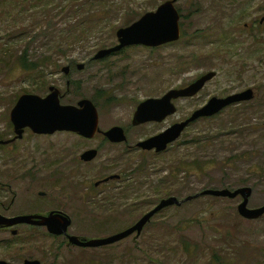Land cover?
I'll list each match as a JSON object with an SVG mask.
<instances>
[{
    "label": "rangeland",
    "instance_id": "1",
    "mask_svg": "<svg viewBox=\"0 0 264 264\" xmlns=\"http://www.w3.org/2000/svg\"><path fill=\"white\" fill-rule=\"evenodd\" d=\"M167 1L172 0H89L92 6L84 8L85 13L105 6L108 15L96 22L99 26L90 25L92 33L85 42L74 44L70 31L76 15L70 10L62 13L69 0L55 2L53 26H48L42 13L47 0H29L24 5L19 0H0V141L9 143L15 138L10 113L18 99L24 95L44 98L50 87L60 91L63 106L91 101L98 112V129L106 132L120 127L128 139L126 146L121 143V156L102 153L90 169L81 165L79 157L85 149L95 148L101 137L87 142L66 132L35 135L26 129L19 141L0 146L1 217L50 208L72 217L70 235L107 238L147 213L127 205L142 196L145 180L156 188L153 199L157 202L167 197L180 201L206 190L248 187L252 191L248 208L264 205V0H175L178 41L155 49L128 47L104 60H92L100 50L117 45L119 29ZM21 52H26L29 64L41 63V67L20 69L16 57ZM78 65L84 68L78 71ZM65 67H70L67 77L62 72ZM209 72L216 76L199 94L174 101V115L161 123L131 125L140 103L182 89ZM246 90L253 91L251 101L192 123L166 153L137 152V143L185 121L210 99ZM119 165L121 169L113 170ZM70 169L69 185L74 188L56 191L57 176ZM117 170L131 175L129 186L121 188V217L103 219V211L93 204L86 188L103 173ZM40 192L51 201L40 198ZM103 197H95L94 202H102ZM241 202L240 197H199L161 211L139 237L98 249L73 247L65 239L32 234L27 225H20L0 231V261L264 264V217L243 219L237 213Z\"/></svg>",
    "mask_w": 264,
    "mask_h": 264
},
{
    "label": "water",
    "instance_id": "2",
    "mask_svg": "<svg viewBox=\"0 0 264 264\" xmlns=\"http://www.w3.org/2000/svg\"><path fill=\"white\" fill-rule=\"evenodd\" d=\"M175 4V0L167 1L160 5L155 12L146 13L129 27L119 29L116 32L117 45L100 50L92 60H104L128 47L142 46L148 49H155L178 41L180 37V18ZM76 68L81 71L84 66L78 65ZM62 72L67 77L70 73V68L65 67ZM215 76L214 72L206 73L185 88L170 90L161 98L147 99L140 103L133 114L131 125L137 127L147 123L163 122L166 118L176 113L174 101L195 97ZM253 97V91L246 90L225 98H212L204 106L194 111L185 121L174 124L161 134L138 143L137 147L144 151L155 150L157 153H162L168 146L176 142L192 123L200 119L212 118L231 106L251 101ZM60 99V91L54 87L48 89V95L44 98L35 95L20 97L10 113V122L15 134L14 140L21 139L26 129H29L35 135H53L57 132H67L87 140L92 139L99 132L98 112L94 104L89 100H81L77 103V106H63L60 104ZM105 137L116 144L126 141L124 131L120 127L109 129L105 133ZM0 144L6 143L2 142ZM95 157L96 151H87L80 156V161L88 163L93 161ZM251 193V189L245 187L234 191L206 190L180 201L174 197L163 199L152 211L143 215L131 227L102 239L81 240L75 236H69L67 230L71 222L66 216H60L61 220H55L52 215L48 218L38 216L6 218L0 216V227L13 228L18 225L45 227L47 232L53 236L66 237L70 246L82 249H98L115 245L133 235L140 236L145 226L161 211L169 207H180L191 200L203 196L230 200L240 197L242 202L237 207L238 215L245 220L259 219L264 216V205L257 209H249L248 201ZM0 264L10 263L0 261ZM22 264L41 263L36 260H26Z\"/></svg>",
    "mask_w": 264,
    "mask_h": 264
},
{
    "label": "flooded vegetation",
    "instance_id": "3",
    "mask_svg": "<svg viewBox=\"0 0 264 264\" xmlns=\"http://www.w3.org/2000/svg\"><path fill=\"white\" fill-rule=\"evenodd\" d=\"M263 22H264V20H261V24ZM106 132H101L99 130V132H97L95 134V136L92 139H90V140L81 138L80 136H78L76 134L67 133L66 132L67 134H73L74 136L79 137L82 140L87 141V142L93 141L95 139V137H101V140H100L99 144L97 146H95V148H88V149H85L82 152V154H83V153H85L87 151H91V150L96 151V157H95V159L93 161L88 162V163L80 161L81 165L83 167H90V169H94L92 164L99 157V155H101L102 153H106V154L108 153L107 154L108 157L112 153L121 156V144H116V143L110 142L105 137V133ZM19 140L20 139H18V140H14L13 139L12 141H9V143L7 142L6 144H0V146H2V145L6 146L8 144H12L15 141H19ZM127 142H128V139H127V136H126V141L122 143L123 146H126ZM0 143H2V142L0 141ZM137 144H136V148H138ZM128 148H131V147H128ZM71 150L69 151L71 155L69 157H66L67 159H70L72 154H73V152L76 151V149H74L73 151H71ZM166 151L167 150H165L162 153H157L155 150L144 151V150H142L140 148H138V150H137V152H140L143 155L144 154H150L152 156H157L159 154L166 153ZM79 160H80V157H79ZM108 161H110V158L108 159ZM116 162H117V160H114V163L111 162L110 164L114 165ZM62 167H63V165L61 166V168H59V167H57V168L62 169ZM67 167L68 166L66 165V168ZM98 169L101 170L102 168L99 167ZM114 169H121V165L117 166V168H113V170ZM107 172H110V171H107ZM107 172L103 173L104 175L98 177L96 179V181H94L92 187H87L86 188V190H87L86 194L88 195L89 198L92 199L93 204H97V207L100 208L99 211H103V219L105 217H108V218L109 217H112V218L119 217L120 218L121 217V204H122L121 203V188H124V187L126 188V187L129 186L128 185V183H129L128 178L131 175H129L127 172L121 173V170H117L116 172H113V173L110 172L111 174H107ZM70 173H71V169L64 176H62V175L57 176L58 180H56V188H55L56 191L62 192L63 188L64 189H69V190L74 188L73 186L71 187L69 185ZM144 186H145V189H144V193L142 194V196H140L137 201L127 204L129 209L139 208V209H143L144 211H146L148 213V212L152 211L159 204L160 201L157 202V199H153V195L156 196V188L153 187V184L151 183V181L145 180V182L143 183V185H141V187H144ZM101 195H104L103 201L100 202V203H95L94 202L95 197H98V196H101ZM38 196L40 198H42V199H47L48 201H51V199L49 198L48 194L40 192V193H38ZM51 215H52L53 218H55V220H61L62 218L60 216H63V217L66 216L67 219H69V221L71 222L70 227L67 230V234L69 236H73V235H70L68 233L69 229L73 225V221H72V217L69 214H67V213H63L61 211L59 212L58 210L54 211L53 209H50V208H37L34 211H31L30 213L26 214V216H38V217H43V218H48ZM18 216H22V215H15V217H18ZM4 217H6V216H4ZM262 217H264V216H262ZM6 218H12V217H6ZM19 226L20 225H18V227ZM15 227H17V226H15ZM15 227H13V228H15ZM27 227H28L27 229L29 230V232L32 233V234L40 235L39 233H43L45 236H47L49 238H52V239H56V240L65 239L66 241H68L67 238L64 237V236L57 237V236H53V235L49 234L45 227L32 226V225H27ZM13 228L0 227V231L1 230L7 231V230H11ZM14 232H15V230H14ZM118 233L119 232H117L115 234H118ZM11 234H13V230L11 231ZM15 234H13V235H15ZM37 235H35V237H37ZM136 237H139V236H136ZM79 239L87 240L86 238H81V237H79Z\"/></svg>",
    "mask_w": 264,
    "mask_h": 264
},
{
    "label": "trees",
    "instance_id": "4",
    "mask_svg": "<svg viewBox=\"0 0 264 264\" xmlns=\"http://www.w3.org/2000/svg\"><path fill=\"white\" fill-rule=\"evenodd\" d=\"M47 1L48 2L46 4L41 6L42 13L43 15H46L45 18H47V20L49 21L48 26H53L55 25L54 23H55L56 15H53L54 9L52 8H54L55 2L57 0H47ZM19 2L24 5L26 2H29V0H19ZM88 2L89 0H69L68 4L66 3L62 9V13L66 14L70 10V13L76 15L75 22H73V25L71 27L72 30L70 31V35L74 44L85 42L87 40L86 39L87 36H89L92 33L90 29V25L95 23L99 26L100 24L96 22L100 21L99 19L103 18L105 15H108V10L105 6H103L97 12H93L90 10L87 13H85L86 10L84 8L89 9V7L92 6ZM73 3L75 5H73ZM56 52L59 54L62 52L60 46H57ZM16 58H17L16 62L19 64L20 69H22L23 71H28L33 69L35 70L41 67V63L29 64L28 58L26 56V52H21V54Z\"/></svg>",
    "mask_w": 264,
    "mask_h": 264
}]
</instances>
